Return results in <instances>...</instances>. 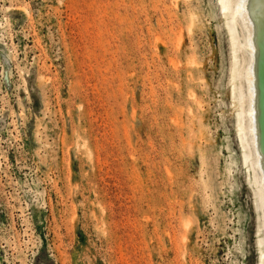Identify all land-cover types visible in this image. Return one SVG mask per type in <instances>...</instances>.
<instances>
[{
    "label": "rangeland",
    "instance_id": "1",
    "mask_svg": "<svg viewBox=\"0 0 264 264\" xmlns=\"http://www.w3.org/2000/svg\"><path fill=\"white\" fill-rule=\"evenodd\" d=\"M231 46L220 0H0V264H260Z\"/></svg>",
    "mask_w": 264,
    "mask_h": 264
},
{
    "label": "bare ground",
    "instance_id": "2",
    "mask_svg": "<svg viewBox=\"0 0 264 264\" xmlns=\"http://www.w3.org/2000/svg\"><path fill=\"white\" fill-rule=\"evenodd\" d=\"M220 1L226 15L234 53V79L240 69V44L251 54V57L244 59L248 63L243 71L247 80L246 88L240 91L236 87L234 92L241 107L238 125L240 142L243 148L249 149L245 150L244 156L245 160L251 162L256 173L259 197L262 200L258 206L262 208L264 219V0H251L256 1V14L251 11L250 0ZM238 24L243 28L242 37L238 35ZM258 241L259 263L264 264V236Z\"/></svg>",
    "mask_w": 264,
    "mask_h": 264
}]
</instances>
